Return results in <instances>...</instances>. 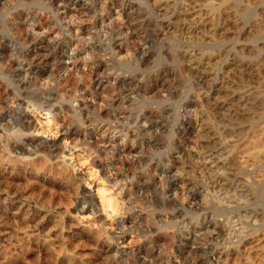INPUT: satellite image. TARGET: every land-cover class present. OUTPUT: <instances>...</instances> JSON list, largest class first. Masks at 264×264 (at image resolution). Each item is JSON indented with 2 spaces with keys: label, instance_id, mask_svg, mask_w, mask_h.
Wrapping results in <instances>:
<instances>
[{
  "label": "rangeland",
  "instance_id": "1",
  "mask_svg": "<svg viewBox=\"0 0 264 264\" xmlns=\"http://www.w3.org/2000/svg\"><path fill=\"white\" fill-rule=\"evenodd\" d=\"M0 264H264V0H0Z\"/></svg>",
  "mask_w": 264,
  "mask_h": 264
},
{
  "label": "bare ground",
  "instance_id": "2",
  "mask_svg": "<svg viewBox=\"0 0 264 264\" xmlns=\"http://www.w3.org/2000/svg\"><path fill=\"white\" fill-rule=\"evenodd\" d=\"M159 1H160V0H159ZM164 1H165V0H164ZM74 2H77V1H74ZM205 2H206V1H205ZM53 3H55V2H53ZM53 3H52V4H53ZM164 3H165V2H164ZM208 3H209V2H208ZM63 4H64V3H63ZM209 4H210V3H209ZM209 4H207L206 6H208ZM57 5H58V4H57ZM65 5H66V3H65ZM68 5H69V4H68ZM66 6H67V5H66ZM209 6H211V5H209ZM209 6H208V7H209ZM54 7H56V6H54ZM60 7H61V6H60ZM212 7H213V6H212ZM212 7H211V8H212ZM57 8H58V6H57ZM211 8H210V9H211ZM60 9H61V8H60ZM212 9H213V8H212ZM213 10H214V9H213ZM207 12H208V10H207ZM198 13H199V12H198ZM206 14H207V13H206ZM210 14H212V13H210ZM199 19H201V18H199ZM210 19H211V18H210ZM207 21H208V20H207ZM180 22H181V21H180ZM166 28H167V27H166ZM189 57H190V55H189ZM189 57H188V58H189ZM192 59H194V57H192ZM192 59H191V61H192ZM189 60H190V59H189ZM206 62H207V61H206ZM206 62H204V63H206ZM234 63H235V62H234ZM194 64H195V67H196V63H194ZM197 64H198V63H197ZM201 65H202V64H201ZM201 65H199V66H201ZM205 65H206V64H205ZM235 65L237 66L238 64H235ZM206 67H207V66H206ZM206 67H205V68H206ZM192 68H193V67H192ZM199 68H200V67H199ZM203 68H204V67H203ZM238 68H239V67H238ZM242 68H243V67H242ZM209 69H212V68H209ZM200 70H201V69H200ZM203 70H204V69H203ZM203 70H202V71H203ZM238 70H239V69H238ZM209 71H210V70H209ZM204 72H205V70H204ZM205 75H206V73H205ZM209 75H210V74H209ZM208 78H209V77H208ZM208 78H207V79H208ZM211 78H212V76H211ZM236 79H237V78H236ZM209 80H210V79H209ZM225 83H226V82H225ZM241 84H242V83H241ZM231 85H232V84H231ZM235 85H236V87H237V86H238V83L235 84ZM239 85H240V84H239ZM18 86H19V85H18ZM223 86H224V85H223ZM225 87H226V86H225ZM228 87H229V86H228ZM228 87H227V88H228ZM234 87H235V86H234ZM222 88H223V87H222ZM238 88H240V87L238 86ZM241 88H242V87H241ZM234 89H237V88H234ZM239 90H240V89H239ZM239 90H238V91H239ZM233 92H235V91H233ZM232 95H233V94H232ZM34 97H35V96H34ZM226 97H227V96H226ZM226 97H225V98H226ZM232 97H233V96H232ZM228 99H229V98H228ZM230 99H231V98H230ZM232 99H234V98H232ZM29 101H30V100H29ZM45 101H46V100H45ZM49 101H50V100H49ZM228 101H230V100H228ZM228 101H227V102H228ZM233 101H234V100H233ZM233 101H232V102H233ZM223 102H225V101H223ZM232 102H231V103H232ZM230 105H232V104H230ZM230 105H229V106H230ZM233 105H234V104H233ZM46 108H47V107H46ZM49 110H50V109H49ZM10 115H12V114H10ZM2 116H4V115H2ZM6 116H7V115H6ZM12 116H13V115H12ZM8 117L10 118L11 116L8 115ZM23 117H25V113H24ZM11 118H12V117H11ZM11 118H10V119H11ZM13 118H14V117H13ZM16 118H17V116H16ZM19 118H20V117H19ZM19 118H18V119H19ZM21 118H22V117H21ZM10 119H9V120H10ZM16 120H17V119H16ZM24 121H25V120H24ZM10 122H12V121H10ZM83 123H84V122H83ZM3 124H4V123H3ZM11 124H13V123H11ZM22 126H23V125H22ZM22 126H21V127H22ZM24 128H25V125H24ZM24 128H23V129H24ZM208 128H209V127H208ZM17 130H18V129H17ZM202 130H203V129H202ZM200 131H201V130H200ZM206 131H207V130H206ZM211 132H212V131H211ZM200 133H201V132H200ZM207 133H208V132H207ZM24 135H25V134H24ZM202 135H204V134H202ZM204 136H208V134H206V135H204ZM204 136H203V137H204ZM210 137H211V136H210ZM205 139H207V138H205ZM209 139H210V138H209ZM22 140H23V139H22ZM22 140H21V141H22ZM212 140L214 141V140H216V139H212ZM208 141H209V140H208ZM216 141H217V140H216ZM211 142H212V141H211ZM24 143H25V142H24ZM20 146H21V145H20ZM22 148H23V147H22ZM20 149H21V148H20Z\"/></svg>",
  "mask_w": 264,
  "mask_h": 264
}]
</instances>
